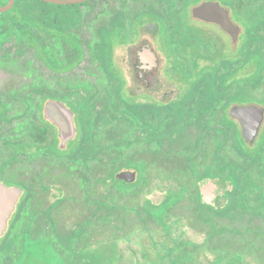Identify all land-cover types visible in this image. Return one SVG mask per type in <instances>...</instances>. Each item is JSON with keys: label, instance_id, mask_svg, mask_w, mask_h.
Returning a JSON list of instances; mask_svg holds the SVG:
<instances>
[{"label": "flooded vegetation", "instance_id": "flooded-vegetation-1", "mask_svg": "<svg viewBox=\"0 0 264 264\" xmlns=\"http://www.w3.org/2000/svg\"><path fill=\"white\" fill-rule=\"evenodd\" d=\"M0 9V264H264V0Z\"/></svg>", "mask_w": 264, "mask_h": 264}, {"label": "rangeland", "instance_id": "rangeland-1", "mask_svg": "<svg viewBox=\"0 0 264 264\" xmlns=\"http://www.w3.org/2000/svg\"><path fill=\"white\" fill-rule=\"evenodd\" d=\"M25 47L22 40L0 22V85L8 79H25L39 83L43 79L40 61L34 53L26 49L19 53L18 46ZM10 47L9 55H4L5 47Z\"/></svg>", "mask_w": 264, "mask_h": 264}, {"label": "water", "instance_id": "water-1", "mask_svg": "<svg viewBox=\"0 0 264 264\" xmlns=\"http://www.w3.org/2000/svg\"><path fill=\"white\" fill-rule=\"evenodd\" d=\"M5 9H0L4 11ZM18 193L0 184V237L6 229L7 220L14 210Z\"/></svg>", "mask_w": 264, "mask_h": 264}]
</instances>
